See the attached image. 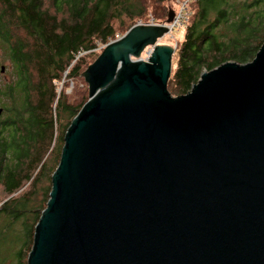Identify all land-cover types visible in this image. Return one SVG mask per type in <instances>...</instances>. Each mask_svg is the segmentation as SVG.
I'll return each mask as SVG.
<instances>
[{"label": "water", "instance_id": "95a60500", "mask_svg": "<svg viewBox=\"0 0 264 264\" xmlns=\"http://www.w3.org/2000/svg\"><path fill=\"white\" fill-rule=\"evenodd\" d=\"M167 32L136 23L84 70L26 264H264V44L173 96Z\"/></svg>", "mask_w": 264, "mask_h": 264}, {"label": "trees", "instance_id": "16d2710c", "mask_svg": "<svg viewBox=\"0 0 264 264\" xmlns=\"http://www.w3.org/2000/svg\"><path fill=\"white\" fill-rule=\"evenodd\" d=\"M172 1L152 0L164 5L152 11L156 23ZM150 8L151 0H0V264H26L65 131L88 99L84 70ZM187 9L167 84L177 95L202 71L250 62L264 44V0H191ZM65 79L70 93L58 88Z\"/></svg>", "mask_w": 264, "mask_h": 264}, {"label": "rangeland", "instance_id": "374dc122", "mask_svg": "<svg viewBox=\"0 0 264 264\" xmlns=\"http://www.w3.org/2000/svg\"><path fill=\"white\" fill-rule=\"evenodd\" d=\"M170 4H168V7H172L173 8V12L177 11L179 9V5H177V0H173L172 2H169ZM164 5L162 4H155L152 2L151 0V8L150 11H148V14L146 16V22H142L144 24H140V25H147V24H157L154 19H153V15L155 16V12H159L162 10ZM171 10V9H170ZM152 11H154V13H152ZM189 13V12H188ZM189 15V14H188ZM158 21H160V19H157ZM153 21V22H152ZM163 23V22H162ZM121 35H119L120 37ZM184 36V28L179 27V28H175L172 32H167L163 37H161L160 39L157 40L158 44H166V45H170V46H175L177 44V42L182 41ZM101 47L99 46L98 48H96L97 51H100ZM151 49V46H146L145 49L143 50V52L141 53V58H146L148 56L147 51ZM176 51V48H175ZM0 55H2V52L0 51ZM176 52L173 54L172 57V68H174L176 66ZM4 72L0 73V79L2 78ZM67 82V84H66ZM74 83V82H73ZM71 80L66 81L65 80H61L60 84H59V89H61L62 87L66 86V92L70 93L71 90L73 91V89H75V84H73ZM88 89V88H87ZM171 93V92H170ZM171 95L173 96H178L177 94L171 93Z\"/></svg>", "mask_w": 264, "mask_h": 264}, {"label": "built area", "instance_id": "2783aa9c", "mask_svg": "<svg viewBox=\"0 0 264 264\" xmlns=\"http://www.w3.org/2000/svg\"><path fill=\"white\" fill-rule=\"evenodd\" d=\"M190 1L191 0H177V5H179V9L177 11H174L172 20L168 23L163 22L157 24L166 26L168 28V32H172L175 28L182 27L184 23H186L189 17L187 5ZM137 24H144V23L138 21ZM174 47L176 48V45Z\"/></svg>", "mask_w": 264, "mask_h": 264}, {"label": "clouds", "instance_id": "9594fccd", "mask_svg": "<svg viewBox=\"0 0 264 264\" xmlns=\"http://www.w3.org/2000/svg\"><path fill=\"white\" fill-rule=\"evenodd\" d=\"M165 22V21H164Z\"/></svg>", "mask_w": 264, "mask_h": 264}]
</instances>
